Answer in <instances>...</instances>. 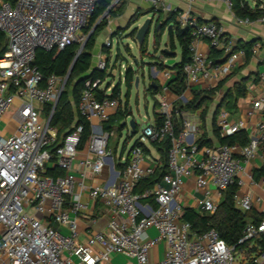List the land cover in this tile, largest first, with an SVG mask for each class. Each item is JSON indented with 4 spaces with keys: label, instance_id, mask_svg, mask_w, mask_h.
Here are the masks:
<instances>
[{
    "label": "built area",
    "instance_id": "built-area-1",
    "mask_svg": "<svg viewBox=\"0 0 264 264\" xmlns=\"http://www.w3.org/2000/svg\"><path fill=\"white\" fill-rule=\"evenodd\" d=\"M183 1L189 10L175 13L182 27L193 30L191 62L184 68L185 93L193 96L194 91L215 89L240 61L246 60L247 51H235L234 44L224 43V30L218 23L198 24L190 16L197 3L223 2L231 11L232 0ZM98 2L0 0V34L4 38L0 44V264H113V256L122 258L123 264H264V249L258 243L264 240V177L256 182L249 168L264 145L263 121L244 147H199V117L185 116L180 132L174 129V104L186 103L189 98L184 93L172 102L166 97L170 90L164 84L157 96L163 125L147 124L138 134L136 143L141 146L135 143L126 158H116L110 148L114 132L103 126L118 114L122 103L112 98V85L103 87L104 81L95 79L87 82L76 108L77 114L92 125L87 146L80 149L82 125H74L61 138L59 130L51 126L68 75L44 80L34 65L37 51L83 46L88 38L84 29ZM256 22L264 25V18ZM236 23L247 26L253 22L237 18ZM200 41L223 53L222 62L213 64L200 52ZM104 47H113L111 38ZM258 51L259 46L254 45L252 55ZM107 68L106 58L96 69ZM162 74L166 82L174 76L168 68ZM45 106L51 107L47 117L43 116ZM8 111L12 115L6 120ZM262 113L264 91L252 102L248 116ZM10 124L13 133L6 135ZM216 126L222 138L247 129L246 122L231 121L225 108L219 110ZM165 141L171 143L168 170L159 182L142 188L161 166V159L143 146L149 149ZM261 159L264 163V155ZM96 178L99 183H87ZM191 178L199 195L194 198L195 209L200 213L215 214L223 194L236 186L235 208L244 214L254 211L260 217L245 226L239 241L244 250L237 252L216 230L197 234L182 220L186 207L179 197ZM257 187L262 194L254 192ZM101 212H106L108 221L104 228L95 229ZM84 221L89 223L87 231L82 229ZM152 230L155 236L150 235ZM163 242L162 258L153 261L155 250ZM253 248L257 251L250 253Z\"/></svg>",
    "mask_w": 264,
    "mask_h": 264
},
{
    "label": "trees",
    "instance_id": "trees-1",
    "mask_svg": "<svg viewBox=\"0 0 264 264\" xmlns=\"http://www.w3.org/2000/svg\"><path fill=\"white\" fill-rule=\"evenodd\" d=\"M13 2V0H5ZM114 0H99L97 4V8L89 20L87 27L84 29V32L88 35L87 41L84 44L82 52L79 54V50L81 45L75 44L69 46L65 49L53 48L50 51L45 50H38L36 54V59L34 62L35 67L41 72L43 79L47 80L50 76L56 75L59 77L67 76L69 71L71 70L77 56V60L73 66L72 72L68 78L65 91L63 92L60 101L55 109L54 115L52 117L51 126L57 128L59 130L60 138L67 133H70L73 130L74 125H82L84 132L82 135V142L80 149H84L92 135V125L89 121L81 118L77 112V104L80 99L81 92L86 87V84L89 80L101 79L102 81L105 80L106 71H99L96 68H93L92 58H93V50L96 44L97 36L108 26L109 19L113 15H119L118 13L115 14L113 8ZM126 1V0H124ZM258 5H256L255 9H252L246 0H232V9L231 12L233 15L238 19H249L251 22H256L259 19L264 18V8L260 9L261 4H264V0H257ZM111 8V9H110ZM110 9L108 18H104L96 30L92 33L94 26L97 22L101 19L103 15L107 13ZM122 12V10H120ZM119 12V13H120ZM178 13H168L166 21L163 22L160 18L156 23V28L160 23H163V26L160 31L155 30V41L154 44L159 45L162 36L165 34L167 28L171 27L168 32V48L171 56H168L166 53H163V57L165 60L175 59L176 58V48L177 45L181 49V61L174 62L172 65H167L164 62L160 64V69L163 71L164 69L168 68L173 71L174 76L168 82L167 86L169 90L181 97L185 90V74L184 68L191 62V45L194 42V38L192 36V27L186 26L182 27L177 22ZM214 22L217 23L215 20L203 22L197 20L198 24ZM91 33V34H90ZM133 35L137 33V29L133 31ZM148 37L144 40V42L139 46L140 50L145 51V45H147ZM4 42V38L2 34H0V44ZM255 45L253 42L249 43H242L238 42L234 46V50L244 49L247 51V58H251L252 55V48ZM223 53L217 51L215 49H211V54L209 56V60L213 62V64H219L222 62L221 57ZM136 80V72L132 68H128L125 73V83L126 85L131 88ZM227 79L221 81L219 85L211 90V91H194L193 99L182 103L181 101H177L174 104V129L176 133H179L181 130L182 118L180 117L181 112L183 111H190L196 112L199 110L203 111L202 120H204L205 115L208 112L209 105L213 103L214 98L219 92L223 89L224 85L226 84ZM109 86V85H108ZM71 87V96L69 95L68 89ZM159 86L156 87L150 85L149 86V93L155 98L156 93L159 91ZM236 98L243 97L246 95L247 89L239 85L236 87ZM71 97V98H70ZM230 97V91L228 92L227 98H225L217 107L216 111L213 115V130L214 135L218 140L219 145H233L239 144L241 146H246L249 143V138L244 131H241L238 134L232 135L227 138L220 137L219 130L216 126V118L219 110L221 108H225L226 110L232 109L231 103L228 99ZM112 98L120 99V86H116L113 89ZM159 107V104L156 100L155 109ZM44 113L48 115L51 112L50 106L44 107ZM129 115V110L127 105L124 110H119L118 114L114 116L108 124H105L103 127L105 130L111 131L112 127L110 123L117 119L120 116H127ZM164 119L158 113L155 114V123L157 127H161L163 125ZM122 128V127H121ZM138 126L135 124L136 132ZM197 144L199 147L203 146H212V141L206 138L205 136L198 139ZM140 144L136 143V146ZM141 146V145H140ZM153 147L158 148L160 152V159H161V166L157 170L156 174L147 179L142 183V188L150 187L154 183L159 182L163 175L168 170V152L171 147L170 141H165L161 144L154 143ZM144 150L148 153V149L144 147ZM125 150V149H124ZM123 154V153H122ZM50 175H53L54 172H50ZM258 177H264V166L259 170ZM237 192V187L232 186L230 187L224 194L223 198L220 202L219 209L215 214H203L199 211L192 209V208H185L182 220L188 222L192 225L193 232L197 234H202L204 232L210 230H216L219 233V236L222 240H224L229 246L235 247L236 251H242L246 247L245 245H240L239 241L243 237V232L245 226L250 221H259L260 217H258L256 212H249V213H241L235 208L234 204V195ZM258 243L264 249V240L258 241ZM257 249L253 248L250 253L256 252Z\"/></svg>",
    "mask_w": 264,
    "mask_h": 264
},
{
    "label": "crops",
    "instance_id": "crops-1",
    "mask_svg": "<svg viewBox=\"0 0 264 264\" xmlns=\"http://www.w3.org/2000/svg\"><path fill=\"white\" fill-rule=\"evenodd\" d=\"M149 1H151L153 5ZM246 1L252 9H255L256 5H258L257 0H246ZM157 2L158 5H154V3H156V0H128L127 4L125 1V6L123 7L121 14L113 15L109 19V24L105 29V32L108 34V39L109 38L113 39L114 36L120 37L119 35L116 34L117 31L121 29H126L130 18L133 15H135V13L139 10H144V12L146 13H154V15L157 14L158 18H160L161 16L159 14V12H161L160 10L163 11L162 14L165 15L166 18L168 13H175V11L180 13H185L189 10L188 5L183 0H157ZM261 5L264 6V4ZM169 7H170V11H165V9H168ZM190 16L196 20H200L203 22L215 20L224 30V35H223L224 43H232L235 45L238 42H242V43L253 42L255 43V45L259 46V51L255 56H252L248 60L240 61L234 72L228 78H226L227 79L226 84L224 85L223 89L219 92L218 98L215 99L213 103L209 105V109L204 117V120H202L204 108L196 112L183 111L181 112L180 117L182 119L185 116H191L193 118L199 117L200 127H199V133L197 134L198 139L205 136L206 138L212 141L213 146L219 145L218 140L214 135L213 115L214 112L216 111V107L225 98H227L228 92L230 91V97H228L227 99L230 101L232 106L231 110L230 109L227 110L230 114V119L231 121L234 122H239V121L246 122L247 129L244 132L247 134L248 138L250 139L251 135L256 133V125L260 121L264 122V113H262L261 115H256L253 118H249L248 116V113L252 108V102L258 95H260L264 91V80H261V75H264V25L258 22H253L251 25L239 26L236 23L237 18L233 15V13L226 7V5L223 2L197 3L193 5V7L190 9ZM122 37L123 36H121V38ZM197 49L208 56H210L211 54V49L209 48L206 41L198 42ZM99 55L100 56L102 55V59L107 58V54L102 53L101 48L99 49L97 58H99ZM222 59L223 56L221 57V60ZM152 72H153V78H151L149 83L154 87H156V85L159 86L160 89L155 96L157 97L158 95H160L162 91L161 88L163 87V85L164 84L167 85L169 81L166 82V80L163 77L162 71L157 70V68H152ZM239 85L244 86L247 89V91L245 96L236 98V91H237L236 87H238ZM185 95L186 97L189 98V100L193 99V96L189 91H187ZM166 97L169 98L172 102L174 101L176 102V100H178L179 98L171 91H169V93L166 94ZM6 120H9L8 116H6ZM153 122H155V117ZM9 126H11L10 127L11 129L6 130V135H10L13 133L12 130L13 125L10 124ZM96 128L100 129L99 127ZM148 151L149 154H151L154 158H160V152L158 148L149 146ZM123 155L124 154L120 155V157ZM262 155H264V145H262L260 148L259 156L251 163L249 167L250 170H252L253 172L254 180L256 182L261 179L260 177H258V173L259 170L264 166V163L261 159ZM92 182L99 183L100 180L96 178L91 181L89 179L87 183L92 184ZM253 190L255 193L262 194V192L258 187L254 188ZM196 196L199 197V195L195 191V180L194 178H191L190 180L187 181L186 186L184 187V190L179 197V200L181 201V203L184 204L186 208L195 209L194 198ZM86 199L87 198L85 197V200ZM107 221H108V215L106 214V212L102 213V217L98 225H96L93 228L102 229L105 227ZM88 226H89L88 221H84L82 223L83 230L87 231L86 228ZM81 239L85 240L86 236L83 234L81 236ZM155 254L157 255H155L153 261H158L162 258L160 254V246L158 247L157 250H155Z\"/></svg>",
    "mask_w": 264,
    "mask_h": 264
},
{
    "label": "rangeland",
    "instance_id": "rangeland-1",
    "mask_svg": "<svg viewBox=\"0 0 264 264\" xmlns=\"http://www.w3.org/2000/svg\"><path fill=\"white\" fill-rule=\"evenodd\" d=\"M126 0V4H127ZM151 2V1H149ZM113 11L115 14H121L120 10L125 6L124 0H114ZM152 4V2H151ZM153 5V4H152ZM154 5H158L154 3ZM163 9V8H162ZM159 14L161 15V20L166 21V16L163 15V11L160 10ZM120 12V13H119ZM149 14V15H147ZM108 18V16H107ZM147 19H153V24L151 27V33L148 37L147 45H145V51L140 50L138 43L135 40L133 31L138 30ZM158 21V15L154 13H146L144 10H139L133 15L126 29H121L117 31L118 36H114L112 39L113 47L108 50L103 47L105 42L108 40V34L105 32V29L97 36L96 44L92 52L93 58V68H97L98 63L102 59L101 52L107 54L108 59V68L106 71V77L103 83V87L107 85H112L113 87L120 86V100L122 103L121 111L125 109L126 105L130 112L127 116H120L110 123L114 136L110 141V148L113 151L116 158H120L122 153L124 158H126L130 149L135 145L138 139V134L140 131L147 125L152 124L154 121L155 114L158 113V108L155 109L157 97H153L148 91L150 86V80L153 78L152 68H157L161 71L160 64L165 61L163 57V50L168 48V31L166 30L165 34L162 36L160 44H154L155 41V30L156 23ZM133 26V27H132ZM132 27V29H131ZM85 37L88 35L83 32ZM121 36H123L121 38ZM110 39V38H109ZM176 62L181 61V49L177 45L176 51ZM168 61V60H166ZM128 68H132L136 73L139 80L138 85H136V80L131 88H129L125 83V73ZM69 95L71 96V87L68 89ZM71 98V97H70ZM218 98V94L215 96L214 100ZM36 107L40 108V104L36 103ZM45 112V111H44ZM12 112L8 111L6 116H11ZM44 117H47V113H43ZM134 121L138 126L137 131L133 132L130 129V122ZM125 124V125H124ZM122 127V128H121ZM3 129V125H0V131ZM125 149V150H124ZM150 235L155 236L156 232L154 230L150 231ZM166 243L163 242L160 245V254L163 256ZM113 264H123L124 260L120 257L113 256Z\"/></svg>",
    "mask_w": 264,
    "mask_h": 264
},
{
    "label": "water",
    "instance_id": "water-1",
    "mask_svg": "<svg viewBox=\"0 0 264 264\" xmlns=\"http://www.w3.org/2000/svg\"><path fill=\"white\" fill-rule=\"evenodd\" d=\"M113 7H114V4L111 6V8H113ZM111 8H110V9H111ZM110 9H109V10L107 11V13H106L105 15H103V16L101 17V19L97 22V24H96V25L94 26V28H93L92 33L96 30V28L98 27V25L100 24V22H101L104 18H106V17L109 15ZM152 24H153V19H147V20L145 21V23H144L141 27L138 28L137 33H136V36H135V40H136V42L138 43L139 46L144 42V40H145L147 37H149V35H150V33H151V27H152ZM162 26H163V23H160V24L157 26L156 31H160L161 28H162ZM170 29H171V27L167 28V31L169 32ZM90 34H91V33H90ZM83 47H84V45L81 46V48H80V50H79V54L82 52ZM163 53H166L168 56H171V54H173V53L170 52L169 49H167V48L163 50ZM77 58H78V56H77ZM77 58H76V60H77ZM76 60H75V62H76ZM75 62H74V64H75ZM174 62H175V59H169V60L167 61V64H168V65H172V64H174ZM74 64H73V66H74ZM73 66H72L71 70H70L69 73H68V78H69V76H70V74H71V72H72ZM138 80H139V78L137 77V78H136V85H138ZM130 112H131V108H130ZM130 126H131L132 130L134 131V130H135V122H134V121H131V122H130Z\"/></svg>",
    "mask_w": 264,
    "mask_h": 264
}]
</instances>
